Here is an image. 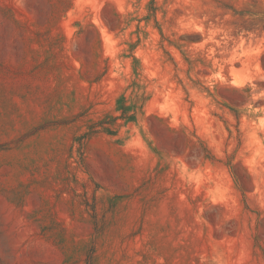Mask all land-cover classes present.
Listing matches in <instances>:
<instances>
[{
  "label": "rangeland",
  "instance_id": "rangeland-1",
  "mask_svg": "<svg viewBox=\"0 0 264 264\" xmlns=\"http://www.w3.org/2000/svg\"><path fill=\"white\" fill-rule=\"evenodd\" d=\"M0 264H264V0H0Z\"/></svg>",
  "mask_w": 264,
  "mask_h": 264
},
{
  "label": "clouds",
  "instance_id": "clouds-1",
  "mask_svg": "<svg viewBox=\"0 0 264 264\" xmlns=\"http://www.w3.org/2000/svg\"><path fill=\"white\" fill-rule=\"evenodd\" d=\"M234 83H236V81H234Z\"/></svg>",
  "mask_w": 264,
  "mask_h": 264
}]
</instances>
